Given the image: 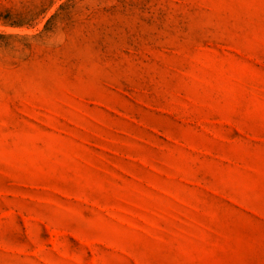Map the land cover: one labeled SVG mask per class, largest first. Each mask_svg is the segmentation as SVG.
Listing matches in <instances>:
<instances>
[{
	"label": "rangeland",
	"instance_id": "obj_1",
	"mask_svg": "<svg viewBox=\"0 0 264 264\" xmlns=\"http://www.w3.org/2000/svg\"><path fill=\"white\" fill-rule=\"evenodd\" d=\"M0 264H264V0H0Z\"/></svg>",
	"mask_w": 264,
	"mask_h": 264
}]
</instances>
